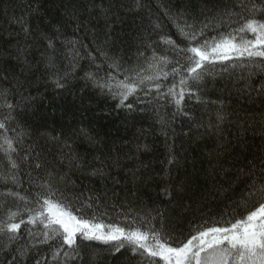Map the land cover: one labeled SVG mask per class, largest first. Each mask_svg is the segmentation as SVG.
Wrapping results in <instances>:
<instances>
[{
	"label": "trees",
	"instance_id": "obj_1",
	"mask_svg": "<svg viewBox=\"0 0 264 264\" xmlns=\"http://www.w3.org/2000/svg\"><path fill=\"white\" fill-rule=\"evenodd\" d=\"M253 5L264 0H140L139 7L135 0H0V90H7L0 96V227L36 214L45 182L78 216L153 228L173 240L246 215L259 194L249 197L251 181L240 168L247 171L244 158L262 144L264 102L243 93L247 84H264V65L259 58L207 64L202 79L182 86L181 49L196 41L177 25L202 30L203 43L238 28ZM117 58L119 68H110ZM89 73L115 92L123 91L120 81L135 86L125 101L131 108L117 107L119 98ZM218 112L227 117L219 128ZM249 123L254 128L241 138L240 125ZM94 169L104 174L91 175ZM10 212L18 213L13 220ZM43 230L39 222L22 225L12 243L0 232V264H165L130 244L117 251L119 242L79 234L74 248L39 243Z\"/></svg>",
	"mask_w": 264,
	"mask_h": 264
},
{
	"label": "snow or ice",
	"instance_id": "obj_2",
	"mask_svg": "<svg viewBox=\"0 0 264 264\" xmlns=\"http://www.w3.org/2000/svg\"><path fill=\"white\" fill-rule=\"evenodd\" d=\"M135 3L138 7L140 6V0H135ZM249 13L248 17H240L243 23L238 28L231 32L220 33L211 39H204L203 43L197 41V36L203 35L202 30L199 33L196 31L188 33L185 31V27L192 28V25H177L182 36L196 41L195 44H190L187 48L181 49L185 53L184 58L187 63L181 64L180 69L188 74L187 77L180 80L182 86H187L189 79L193 82L202 79L203 73L207 70V64L223 63L233 59L255 60L259 58L261 65H264V7L256 8L253 5V8L249 9ZM257 13H259V18H257ZM227 15L239 14L229 11ZM245 33H251L254 39L245 38L242 35ZM164 42L167 44L174 43L170 39H164ZM49 46H52L51 40H49ZM162 59L166 61V58ZM177 63L180 62L177 61ZM119 66L118 58L109 65L110 68L117 69ZM180 69L173 68L172 71L178 73ZM88 75L94 80L90 73ZM164 75L167 77V73ZM253 75L254 73H249L248 79L251 80ZM94 84L101 90L107 88L112 93L113 98H119L117 107L131 108V104L125 105V101L135 92V86L120 81L118 86L123 91L115 92L107 83L94 80ZM62 86L57 81V87ZM251 92H255L256 96L264 102V84L255 87H252L251 84L245 86L243 94L248 96L250 102L255 103V97L251 95ZM169 94L176 96L172 89H169ZM6 95L7 90H0V96ZM183 99L184 92L182 90L179 98L175 99L178 109ZM7 107L11 108L12 105L8 104ZM226 119L227 117L223 112H218L216 127L219 128ZM257 123L259 129L256 134L261 137L262 144L251 159L244 158L247 171L245 167H241L240 172L247 175L251 181L249 197L259 194V199L252 206H246V215L242 214L239 218H234V222L233 220L226 221L223 226H200L194 235H190L185 240H173L165 233L153 228L146 227L142 230L140 227H125L118 223L95 222V216L91 218L78 216L74 214L72 203L66 201L62 195L58 197L55 192L51 191L50 184L45 182L43 187L48 191L41 194L42 204L39 211L35 215H29L27 221L6 222L3 227H0V232H4L8 241L12 243L17 240V234L22 225H34L39 222L44 229L41 233L43 239L39 240V243L59 240L62 245L74 248L79 234L85 240H99L105 243L119 242L117 251L124 247L125 243L130 244L133 252L142 250V256L146 254L147 257L151 258L159 257L165 264H264V112L260 113V119ZM240 126L244 130L241 132V138H243L247 128H254L251 123ZM3 128H5V124L0 123V129ZM52 139L57 140L58 137H52ZM87 139L89 142H94L93 137H87ZM5 142L10 150L15 151L12 147V141L6 139ZM240 147L242 150L247 149L246 144H241ZM73 161H77V167L80 166L78 158L75 156ZM172 162L170 159L169 163ZM12 167L15 168L16 165L13 163ZM36 167L40 168L41 164L37 163ZM90 174L103 175L104 173L101 169H94ZM164 191L171 195L167 189ZM245 205H247L246 201ZM75 211L79 212L81 209H75ZM17 214L10 212L8 219L13 220ZM27 251V249L21 250L20 255H26ZM37 264L40 262L37 261ZM146 264H154V261H146Z\"/></svg>",
	"mask_w": 264,
	"mask_h": 264
}]
</instances>
